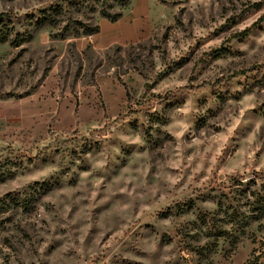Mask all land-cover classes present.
<instances>
[{"label":"rangeland","instance_id":"1","mask_svg":"<svg viewBox=\"0 0 264 264\" xmlns=\"http://www.w3.org/2000/svg\"><path fill=\"white\" fill-rule=\"evenodd\" d=\"M131 1L0 0V264H264V0H155L141 41L77 47ZM109 72L143 80L116 115L17 127Z\"/></svg>","mask_w":264,"mask_h":264},{"label":"crops","instance_id":"2","mask_svg":"<svg viewBox=\"0 0 264 264\" xmlns=\"http://www.w3.org/2000/svg\"><path fill=\"white\" fill-rule=\"evenodd\" d=\"M156 7L155 0H132L117 20L100 18L98 30L77 38L76 45L79 49L91 45L104 50L115 44L139 42L152 28ZM142 87V76L138 72H127L121 77L109 72L99 74L96 83L85 90L66 97L51 96L41 100L33 93L15 104L17 127L46 131L53 121L62 128L100 113L114 116L126 102L128 94Z\"/></svg>","mask_w":264,"mask_h":264},{"label":"trees","instance_id":"3","mask_svg":"<svg viewBox=\"0 0 264 264\" xmlns=\"http://www.w3.org/2000/svg\"><path fill=\"white\" fill-rule=\"evenodd\" d=\"M121 12H122V11H121ZM121 12L118 13V14L112 15V16H103V17H107V18H109V19H111V20H117V19L121 16ZM97 30H98V27H97V25H96L95 28H93L91 31H89V32H88L87 34H85V35L92 34V33L96 32Z\"/></svg>","mask_w":264,"mask_h":264}]
</instances>
